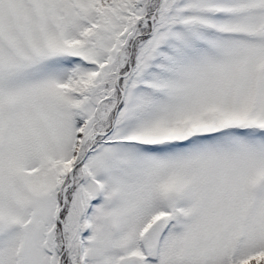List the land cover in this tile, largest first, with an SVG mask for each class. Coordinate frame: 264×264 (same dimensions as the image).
I'll return each mask as SVG.
<instances>
[{
  "label": "snow or ice",
  "instance_id": "snow-or-ice-1",
  "mask_svg": "<svg viewBox=\"0 0 264 264\" xmlns=\"http://www.w3.org/2000/svg\"><path fill=\"white\" fill-rule=\"evenodd\" d=\"M0 264H264V0H0Z\"/></svg>",
  "mask_w": 264,
  "mask_h": 264
}]
</instances>
